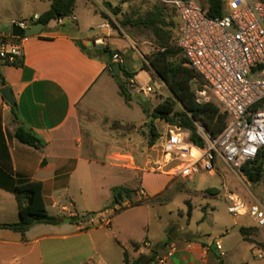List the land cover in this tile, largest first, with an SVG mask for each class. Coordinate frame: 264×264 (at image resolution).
Returning <instances> with one entry per match:
<instances>
[{"label": "crops", "instance_id": "0c3cea01", "mask_svg": "<svg viewBox=\"0 0 264 264\" xmlns=\"http://www.w3.org/2000/svg\"><path fill=\"white\" fill-rule=\"evenodd\" d=\"M29 1L43 5L26 17H39L50 8L48 1ZM82 2L90 16V32L80 24L75 7L67 17L69 25L65 19L53 20L39 35L27 39L20 66L0 63L19 118L14 122L12 106L0 94V225L18 222L12 187L24 181H40L48 213L67 219L58 225H33L24 236L0 227V264H137L139 259L141 264H156L171 242L177 251L169 264H225L221 259L225 252L220 256L213 242L179 240L175 229L162 238L155 233L154 222L160 223L149 199L163 193L173 176L148 171L149 162L128 148L142 129L144 113L135 101L127 104L119 95L106 57L97 52L108 47L121 53L125 70L135 74L130 81L138 87L150 85L153 79L143 69L152 47L120 28H111L97 7L89 5L90 0ZM11 21L0 18V35L11 34ZM97 38L102 45L94 44ZM145 48L148 53L142 51ZM118 59L115 54L113 62ZM139 77H143L141 84ZM119 104L125 110L139 109L142 116L139 120L118 116ZM114 122L126 129H113ZM18 124L34 132L45 146L35 149L13 138ZM112 136L113 142L103 140ZM118 188L134 190L135 199L124 196L121 204L112 206L113 191ZM205 191L204 197L213 196ZM130 200L146 203L129 207ZM91 209L100 210L99 214L86 216ZM107 218L108 225L98 223ZM261 237L264 231L258 230L242 240L264 249ZM151 256L154 260L147 262Z\"/></svg>", "mask_w": 264, "mask_h": 264}, {"label": "built area", "instance_id": "2783aa9c", "mask_svg": "<svg viewBox=\"0 0 264 264\" xmlns=\"http://www.w3.org/2000/svg\"><path fill=\"white\" fill-rule=\"evenodd\" d=\"M159 2L175 13L179 24L177 46L203 81V87L194 91L196 102L216 104L227 113L228 121L216 138L204 130L199 133L204 148L189 142L187 132L169 127L160 145L166 163L157 166L166 167L181 159L179 171L173 173L176 168H171V174L186 177L205 171L214 175L219 163L241 173L242 166L254 160L264 148V1L222 0V15L217 17L208 16L194 0ZM37 20V15L28 20H14L11 28L25 31L36 25ZM28 38L0 35V63H18ZM94 44L102 45V40L97 38ZM130 88L144 96L154 92L150 85L137 87L133 81ZM224 191L229 213L234 217H250L255 227L264 231V209L247 203L227 187ZM98 223L108 225L109 218ZM214 248L223 255L218 241ZM176 251V244L169 243L156 264H169ZM257 258H264V249L258 250Z\"/></svg>", "mask_w": 264, "mask_h": 264}, {"label": "rangeland", "instance_id": "374dc122", "mask_svg": "<svg viewBox=\"0 0 264 264\" xmlns=\"http://www.w3.org/2000/svg\"><path fill=\"white\" fill-rule=\"evenodd\" d=\"M83 0H77V15L79 17L80 24H84L88 29L89 26V14L83 5ZM109 2L113 7L119 8L118 16L112 15L103 5L104 2ZM90 0L89 5L94 4L101 15L108 22L111 28H121V23H127L122 25L123 31L131 37H137L141 41L147 42L149 45L153 40L152 32L146 28L138 27L136 21L145 16L154 6L161 5L159 0ZM201 6H204L205 0H194ZM43 4L35 2L32 4L29 0H0V18L8 19L13 18L17 20H28L30 17H26L28 12L35 11ZM165 15L166 21L173 22L174 28L171 30L172 39L177 35L175 28L177 20L174 17L171 8L166 7ZM70 19L65 18V25H69ZM76 27L75 24H73ZM11 29V23L9 25ZM90 32L91 30L88 29ZM150 46V45H149ZM148 53L147 48L142 50ZM152 49L150 50V52ZM145 74V72H143ZM153 79L150 80V86L154 89V92L148 96L137 94L131 89L133 101L137 104L139 101L146 103V107L151 110L161 99L166 98L169 93L166 86H163L158 78L155 76L152 70H149ZM138 82H143V77L138 78ZM138 84V85H140ZM193 90L201 89L198 81L191 83ZM117 99V98H115ZM121 101V100H120ZM117 115L128 118L131 120H139L142 116L141 112L137 108L127 109L121 104ZM153 121L152 117H147L144 114V120L142 129L139 130V135L135 137L134 141L128 142V148L134 150L136 157L143 156L146 162H149L146 166L148 171L154 173L169 172L171 174V168H176L173 173L179 171V167L182 164V160L171 162L166 167L157 165H163L166 163V157L162 153L160 145L162 138L165 136L167 129L170 127L165 122L160 120L154 121V127L156 133L159 134V138L153 145H150V130L148 123ZM117 131L125 130L124 126H114ZM198 132L202 133L203 127L197 124ZM188 134V133H187ZM189 136V134H188ZM114 136L104 137V141H114ZM130 139V138H129ZM132 142V143H131ZM132 145V146H131ZM136 151V153H135ZM98 156V155H97ZM168 173V174H169ZM173 180L169 183V187L161 194L150 198L149 201L153 211V215L158 218L159 225L154 222L153 229L158 235V238H162L163 234H169L171 231L176 230L179 235V240L183 237H187L195 242H213L219 241L223 246L225 255L221 258L225 264H264V258H257L259 249L254 248L251 243L242 240L239 228L241 226H256L254 221L248 216L234 217L228 211V204L225 201L224 187H227L231 192L239 195L246 202L250 204H258L264 209V180L258 184H251L247 181L246 177L241 173L232 172L222 163L217 166L216 174L212 175L205 171H199L198 173L183 177L173 175ZM207 189H215L218 191L216 195L206 196L202 194ZM128 199V198H126ZM130 199L134 200V193L131 194ZM193 206V207H192ZM92 208V207H90ZM94 210V209H91ZM52 213V209H49ZM98 209L91 211L93 215L99 214ZM206 214V216H205ZM205 216V217H204ZM165 228H164V227ZM261 230V229H260ZM263 231V230H261ZM264 240L263 237H261ZM259 247L262 245L259 244Z\"/></svg>", "mask_w": 264, "mask_h": 264}, {"label": "trees", "instance_id": "16d2710c", "mask_svg": "<svg viewBox=\"0 0 264 264\" xmlns=\"http://www.w3.org/2000/svg\"><path fill=\"white\" fill-rule=\"evenodd\" d=\"M50 2V8L39 15L37 23H43L46 26L53 20H62L73 15L76 0H42ZM264 1V0H261ZM104 7L114 16H118L119 8L113 7L111 3L104 2ZM207 11L208 16L217 17L222 15L223 5L222 0H205L204 6H201ZM166 7L163 5L154 6L145 16L136 21V25L141 28H146L152 32L153 40L151 41L152 51L146 57V63L143 64V69L152 70L155 76L165 84L169 95L162 99L151 110L146 107V103L141 101L138 105L147 117H152L153 121L148 123L150 130V145H153L159 138L154 127V121L160 120L168 126L178 128L189 134L188 141L192 144L204 148L205 142L200 136L197 124L201 125L206 133L211 138L218 137L226 128L228 115L219 106L214 103L198 104L195 98V92L191 86L193 81H198L200 87H203L202 79L194 72L187 63L184 55L177 46L178 38V21L176 23L177 35L172 39L171 30L174 28L173 22L166 21ZM172 11V10H171ZM174 17L175 13L172 11ZM177 20V18H176ZM125 23H121L125 25ZM99 55L106 57V64L109 71L119 88V95L124 101L129 104L133 101L131 94L130 79L134 78V73H129L125 70L122 63V55L119 52H113L108 47L97 51ZM118 54L120 60L117 62L120 65V73L115 74L113 70L114 55ZM13 66H20L16 63ZM0 84L2 87L7 86L4 78L0 74ZM11 113L14 122L19 121L17 106L11 107ZM120 126V123L114 122L112 126ZM116 129V128H113ZM13 138L22 144L41 149L45 146L34 132L17 125L12 133ZM44 164V162H43ZM242 174L251 184H258L264 180V148H262L256 158L241 168ZM42 183L40 181H24L12 187V193L15 197L18 206L19 220L14 224H2L0 227L20 233L22 236L36 224L58 225L67 220L65 217L52 216L48 213L42 195ZM114 200L117 195L125 194V198L130 199L134 190L126 188H118L114 191ZM208 194L215 195L218 191L215 189H207ZM117 201L116 205L121 204ZM146 201H131L129 207H136L145 204ZM112 207V206H110ZM108 207V208H110ZM127 207V208H129ZM125 208H121L119 211ZM94 213H89L86 216H92ZM68 220H73L70 218ZM259 229L257 227L246 228L240 227L239 232L243 240H248L250 234H256ZM135 246V245H134ZM154 257L151 256L147 262H152ZM142 259L137 261L141 264Z\"/></svg>", "mask_w": 264, "mask_h": 264}, {"label": "water", "instance_id": "95a60500", "mask_svg": "<svg viewBox=\"0 0 264 264\" xmlns=\"http://www.w3.org/2000/svg\"><path fill=\"white\" fill-rule=\"evenodd\" d=\"M45 27H46L45 24L37 23L33 27H30L27 30L22 31L21 29L13 26L11 28V35L13 37H21V36L33 37V36L39 35L45 29ZM99 48H103V46H101ZM113 70H114L115 74H119L120 73V65H119V63H115L113 65ZM0 94L2 95V97L7 102L8 105H10V106H14L15 105V101L13 99L12 92H11V90H10V88L8 86L3 87L0 90ZM124 196H125V194L117 195L116 199L112 202V206L116 205L117 201H121Z\"/></svg>", "mask_w": 264, "mask_h": 264}]
</instances>
